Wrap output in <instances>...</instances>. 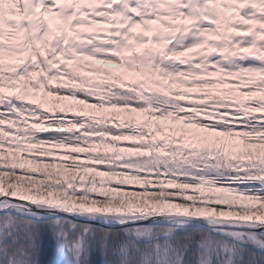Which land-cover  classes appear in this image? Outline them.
Listing matches in <instances>:
<instances>
[{
	"label": "snow or ice",
	"instance_id": "1",
	"mask_svg": "<svg viewBox=\"0 0 264 264\" xmlns=\"http://www.w3.org/2000/svg\"><path fill=\"white\" fill-rule=\"evenodd\" d=\"M78 2L67 0L58 9L66 21L69 15L73 16L74 22L68 21L72 28L83 24L74 16ZM97 2H102L107 14L127 27H113L110 34L102 36L81 33L80 40L91 44H77L56 31H49L41 20L38 25L41 35L37 39L41 49L49 48L47 58L41 52L36 57L38 63H32L30 57L22 65L13 67L5 64L4 52L5 37L14 33L5 29L15 25L6 18L17 9L21 12L27 9L30 15L33 8L55 12L57 4L55 0L51 3L0 0V264H264V95L234 102L226 98L232 93H189L171 87L239 84L237 91L241 95L250 93L252 86L264 93V40L256 45L261 29L246 27L244 23L256 20L264 24V0ZM229 7L235 12L231 17L223 11ZM159 9L170 11L169 22L163 19L169 11ZM154 17H160L161 24L154 29L159 35L152 43H162L163 50L148 49L142 57L134 56L133 60L148 66L149 70L143 74L144 84H151L156 76L167 84L156 83L154 88L146 89L140 82H125L120 76L95 69L99 75L112 78L97 82L74 75L70 70L68 61L84 64L83 60L69 55L70 51L117 63L115 57H102L101 53H119L124 48V40L118 37L126 36L133 25L143 26ZM21 27L30 29L32 25ZM233 28L250 32L251 36H223L224 40L249 47L255 45L259 51L254 48L249 54L217 56L212 67L219 79L207 78L205 70L210 54H197L186 60L166 59L171 53L205 43L206 35L221 36L223 31ZM27 39L31 41L32 37ZM65 39L67 48H61ZM136 39L138 43L145 42L141 37ZM208 46L223 47L216 43ZM228 47L231 49L232 45ZM30 52H37V48H31ZM58 53H64L62 60L54 58ZM193 59H198L199 68L193 66ZM50 64L58 67L53 69ZM182 65H187L186 69ZM38 66H43L49 78L64 73L77 81V86L58 83L53 88L44 83L41 75L31 90L41 91L39 84L42 83L44 95L39 102H30L29 85L20 82L27 81L30 70ZM85 68L95 66L86 64ZM244 76L248 79L241 83L239 78ZM184 77L205 78L187 83ZM6 80L20 83V93L6 94ZM65 88L66 93L61 96ZM49 96L75 101V104L71 108L57 107L55 100L48 101ZM179 97L203 103L189 107ZM252 104L259 106L256 109L261 113L259 116H249L248 108ZM221 107L225 109L223 113ZM104 108L140 113L146 118L98 116L96 110ZM69 111L71 118L56 119L54 115ZM196 111L207 119L200 121ZM229 112L240 117L241 130L229 125ZM22 113L39 122L35 127L29 126L27 120L21 119ZM165 120L169 122L162 123ZM108 124L113 127H106ZM6 125L18 127L10 131ZM21 125L22 139L19 138ZM125 128L139 131V136L134 138L141 142L133 149L139 156L117 162L111 149L115 147V140L124 137L114 134V129ZM6 133H10L8 138ZM109 136L112 139L106 140ZM41 148L71 151L64 153L67 161L57 160L55 151L43 152V156L52 158L45 166L40 155H32L31 159L28 155L40 153ZM81 154L96 164L108 161L109 166L98 172L96 164L89 166L80 162ZM142 169L171 179L156 181L150 189L148 185L153 181L142 174ZM177 173L185 182H176ZM34 174L40 178H34ZM98 175L135 182L137 187L129 191L120 186L101 190L112 181L97 182ZM163 183H171L178 189L219 185L218 191L230 196L198 198L195 194H181L182 199L177 202L169 197L168 189L161 186Z\"/></svg>",
	"mask_w": 264,
	"mask_h": 264
},
{
	"label": "trees",
	"instance_id": "2",
	"mask_svg": "<svg viewBox=\"0 0 264 264\" xmlns=\"http://www.w3.org/2000/svg\"><path fill=\"white\" fill-rule=\"evenodd\" d=\"M153 37L151 36V34H149L145 40V42H141V43H135V45L133 46H129L127 49H123L121 50V52L118 54V58H116L118 60L117 63H112L110 62L109 59H93L92 57L88 56L85 58H82L81 60L84 61V64L81 65H75L73 64L72 61H68V65L70 70L73 71L74 75H80L82 77L88 78V79H92V80H96L97 82H108L110 81L112 78L108 77V76H101L99 75L95 69H100L102 71L108 72V73H112L114 76H120L122 77L125 82H140L142 84H144V80L146 79V77L143 75L145 72H147L148 66L145 65V63L143 61H136L133 60L134 56H143V53L145 52V50L148 49H154L159 51V44H153ZM18 43L14 42L13 44H7V50L4 52V56H5V64L8 66H18V65H22L24 62L28 61L29 58L31 57V61L32 63H38V61L36 60V57L39 55L38 53H30L25 51V48H21L20 45H23L22 43L19 42ZM204 54H210V59L208 62V67L205 70L208 73V77L210 79H219L218 74L216 73V69L213 68L210 63H213L214 59L221 55L218 53H212L209 52L207 53V51L204 52ZM74 57H76L75 55H72ZM102 57H114V55L110 54L109 52H104L101 53ZM86 64H91L94 65L95 68H85ZM43 75L44 76V83H47L50 87L55 88L57 86V84H61V85H69V86H77V81L71 80L69 79L64 73H61L59 77L57 76H53L51 78H49L47 72L44 71L43 66H38L37 68H35L34 70H30V74H29V79L25 82H20V83H26L29 85V97H30V102H39L41 100V98L43 97L44 93L42 91L44 84H39V88L41 89V91H32L31 90V85L32 84H36L39 82V78L40 76ZM205 77H184L183 79L187 82V83H191L193 80H198V79H204ZM227 79H233V80H237V77H228ZM240 82L243 83V81L247 80L248 77L244 76L242 78H239ZM20 83H15V82H11L6 80L5 81V87H4V91L6 94L9 95H16L20 93ZM156 83H165L167 84V81L162 80V78H160L159 76H156L153 78V82L151 84H144V87L146 89H152L154 88ZM247 86V85H245ZM174 89H179L180 91L183 92H189V93H195V92H208V91H212L215 93H232V95L227 96L226 98L232 101H248V100H252L256 97H259L261 95H264V93H261L258 90L257 86H252V91L246 95H241L239 93V91H237L239 84L238 85H220V84H216V85H205L203 87H192V88H185L183 85H172L171 86ZM97 92L103 94L104 90L101 89H97ZM66 93V88L63 89L61 91V96L65 95ZM94 99V98H93ZM179 99L182 100L183 103H186L189 107H191V105L193 104H202V101H194V100H186L184 97H179ZM55 100L56 102V106L60 107V106H65L67 105L69 108H71L74 104L75 101H68V100H60L59 98H54L52 96L48 97V101L51 102ZM46 106H49L48 104H46ZM259 106L252 104L249 105L248 111H249V116H259L261 113L260 111H257L256 109H258ZM209 111H211V109H209ZM221 113H223L225 111V109L223 107H221L220 109ZM234 111V109H233ZM96 114L99 115H107V116H115L118 119H125V118H135L137 120H140L142 118H146L143 116V114L140 113H128L126 110H122V109H111V108H104V109H99L96 110ZM56 119H63V118H71L72 113L71 111H69L68 113H62V112H58L54 114ZM195 115L198 117V119L200 121H205L207 118L203 115L202 112L200 111H196ZM21 119H25L28 122V125L31 127H35L36 123H38L39 121L34 120L33 117H29L27 113H22L21 114ZM240 119V117H234L232 115L231 112H229V118H228V123L231 127H233L235 130L239 131L241 130V127L238 123V120ZM169 122L168 120L162 121V123H167ZM106 127H113V124H108L105 125ZM7 128L10 129V131H15L16 128L18 126L15 125H6ZM19 131H20V139L23 138V126H19ZM121 134L123 135V139H117L115 140V147L113 149H111V151L115 154L114 158L117 162H119L121 159L123 158H129L131 157L132 159H136L139 156V153L133 151V149H135L137 147V145H139V143L141 142L138 138H134V137H138L139 136V131L136 130L134 131L133 129L130 128H125V129H114V134ZM10 136V133H6V138H8ZM112 136L106 137V140H111ZM27 147H33V145L31 144H27L25 145ZM253 147H258V145H253ZM46 151H55L57 153V155H60L61 158L57 159H63L65 161L66 158H68L66 155H64V153H67L68 151H71V149H67V148H58V149H47V148H41L40 153H28L29 158L31 159L32 155H40V158L43 159L44 161V165H48L49 164V158L46 156H43L42 153L46 152ZM84 155H80L79 159H87V157H85ZM51 163V162H50ZM88 165H90L89 163H87ZM94 164H96V161H94ZM91 166V165H90ZM109 166L108 161H104L103 163H99L96 164L97 169H106ZM99 171V170H97ZM142 174H146L147 178L150 181H153V183H150L148 185V187L151 189L154 186V182L156 181H165V180H170L171 177L170 176H165V175H160L157 176L155 175L154 172H152L151 174H149V170L147 169H142L141 170ZM35 175V174H34ZM97 179L100 180H108L109 178H103L102 176H97ZM112 181L111 185H104L103 189H107V187H115V186H120L121 188H126L127 190H132L134 188L137 187L135 182H122V180L118 177H112V179H110ZM177 183H183L185 182V178L180 174L177 173ZM127 183L133 184V185H129ZM162 187H164L165 189H168V195L169 197L173 200V201H179L180 199H182V195L181 194H185V195H192L195 194L197 195V197H201V196H216V195H222V194H227V193H221L218 191L219 189V185L217 186H213V187H202L200 189H194V188H189V189H178L175 187V185L171 184V183H163L161 185ZM94 195V193H93ZM197 206H201L199 199H198V204ZM224 206L226 208L227 206V201L224 202ZM252 207H259V205H251ZM235 208V205H234ZM58 259V257H57Z\"/></svg>",
	"mask_w": 264,
	"mask_h": 264
},
{
	"label": "rangeland",
	"instance_id": "3",
	"mask_svg": "<svg viewBox=\"0 0 264 264\" xmlns=\"http://www.w3.org/2000/svg\"><path fill=\"white\" fill-rule=\"evenodd\" d=\"M24 2H26L27 3V0H24ZM101 6H103V3L102 2H100V3H96L95 5H93V6H90V7H87V8H85V11H87V12H91V9L92 8H99V7H101ZM77 12L79 11L78 10V8H76L75 9ZM49 11L50 12H54L53 10H51V9H49ZM57 11H58V9H57ZM56 12V11H55ZM26 13L23 11V12H21V11H19V9H17V11H16V13H15V15H16V17L19 15L20 17H23L24 15H25ZM55 16L56 17H62L63 18V14L62 13H56L55 14ZM70 16H72V15H69L68 16V18H67V21L69 20V17ZM64 19V18H63ZM65 20V19H64ZM66 21V20H65ZM122 27H127V25L126 24H122ZM119 38H121V39H123L124 40V37H119ZM47 157V156H46ZM50 160H49V163L51 162V160H52V158L51 157H48ZM59 158H61V156L60 155H57L56 156V159H59ZM85 158V157H84ZM66 160H68V158H66ZM80 160V162H82V163H85V164H87V163H89L90 165H93L94 164V160H92V159H89V158H87L86 160L85 159H79ZM47 165V164H46ZM45 165V166H46ZM88 165V164H87ZM89 165V166H90ZM57 167H58V165H57ZM97 170H99L98 172H103L104 171V169H97ZM103 178H109V177H104V176H102ZM34 178H37V179H39L40 178V176H39V174H35L34 175ZM109 179H112V177L111 178H109ZM97 182H99V179H97ZM127 184H129V185H133V184H130V183H127ZM109 187V186H108ZM107 187V188H108ZM116 187V186H115ZM122 190H124V191H129V190H127L126 188H121ZM101 190H104V189H101ZM222 195H229L230 196V194H222Z\"/></svg>",
	"mask_w": 264,
	"mask_h": 264
},
{
	"label": "water",
	"instance_id": "4",
	"mask_svg": "<svg viewBox=\"0 0 264 264\" xmlns=\"http://www.w3.org/2000/svg\"><path fill=\"white\" fill-rule=\"evenodd\" d=\"M68 218H71V214H68ZM98 226V225H97Z\"/></svg>",
	"mask_w": 264,
	"mask_h": 264
},
{
	"label": "bare ground",
	"instance_id": "5",
	"mask_svg": "<svg viewBox=\"0 0 264 264\" xmlns=\"http://www.w3.org/2000/svg\"><path fill=\"white\" fill-rule=\"evenodd\" d=\"M57 3H58V0H57ZM64 4V3H63Z\"/></svg>",
	"mask_w": 264,
	"mask_h": 264
}]
</instances>
